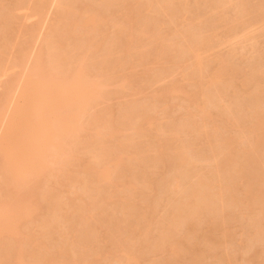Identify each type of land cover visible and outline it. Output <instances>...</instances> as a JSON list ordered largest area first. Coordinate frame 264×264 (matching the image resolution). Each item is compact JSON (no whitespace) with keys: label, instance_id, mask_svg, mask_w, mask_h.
<instances>
[{"label":"rangeland","instance_id":"rangeland-1","mask_svg":"<svg viewBox=\"0 0 264 264\" xmlns=\"http://www.w3.org/2000/svg\"><path fill=\"white\" fill-rule=\"evenodd\" d=\"M241 1L0 0V103L3 102L5 107L0 118V133L4 132L1 129L6 126L4 122L5 116L8 117L6 114L17 110L16 108L21 103L20 97L22 101L27 99L24 98V100L25 95L22 97L21 93L30 95L29 90L25 89L29 86H27L28 81L29 84L32 83L30 81L32 78H27L31 71L28 72L27 68L31 65V59H35L34 57L38 55L36 51L40 52L39 55L43 60H40L43 72L41 71L42 73L39 75L47 78L56 71L54 74L58 73L55 75V78L58 77L59 79H57L60 81L57 83L58 85L52 86L51 83L55 84L56 82L53 80L54 77L52 79L54 82L50 80L49 83L53 89L50 85H44L47 84L44 81L41 84L44 85L43 88L50 86L54 93L59 92L57 98L60 96L62 86L65 85L64 79L70 75L68 73L74 68V73H72L75 78L70 81L74 83L70 85L68 81H65L67 83L65 87L68 83L70 85L67 86V89L72 87L71 94H74V91L78 87L80 88L82 83L86 84L87 81L94 83V88L98 82L97 88L100 89V93L98 91L91 95L89 103L80 110L81 112H76L79 116L74 117L76 119L73 120V125L71 122L73 128L79 124L78 128L75 127L78 132L72 128V133L74 132L76 135L71 136V132V135L68 133L69 131L66 132L68 129L63 131L65 135L69 134L66 136L65 142L68 136L73 138L67 141L70 144H66V148L70 150L72 148L71 153L68 150V154H71L73 160L69 157V161L64 159L67 163L61 159L60 164L56 163L55 156L59 152H57L58 149H55L54 165L49 161V166L42 169L45 173V175L42 174L43 176L40 175L42 172L40 168L38 169L40 163H35L34 168L38 166L35 170H40V177L37 175L40 181L35 179V183L37 181L40 183H37L38 186L32 185L31 189L34 190L32 193L36 196L39 209L35 207L37 210L33 211L32 208L33 212L20 219V222H17L18 225L15 224V221L13 222L14 227L17 225L19 228V230L14 228L20 233L18 239L22 235V243L19 242L20 240L17 241L16 237L14 238L15 235L5 233L6 231L1 234L0 257L6 259L1 264H11L14 261L12 259L13 252H17L16 247L21 245H23V253L20 252V254L22 253L31 264H264V208H262L264 207V98L262 99L264 97V0H249V3L247 0H243L242 3ZM86 7L91 8L92 12L97 14L99 19L98 25L96 22L97 26L93 25L95 22L93 23V19H91L93 13L90 10H84ZM83 11L90 14L88 23H93L91 27L95 26L94 29L97 30L93 29L92 31L90 30L92 28H89V33L85 32L86 35L83 33L82 37L80 34L77 36L73 31L70 32L68 26L78 19L77 14L79 15ZM48 30L51 33L48 32L46 35ZM50 34H54L53 37ZM48 37L62 41L58 44L63 46L62 49L66 54H78L81 57L78 64H74L73 58L76 56L74 54L73 58L70 55L69 62L65 60L66 63L64 62L62 67L65 69L64 67L69 65L66 67L69 70L66 69L63 73L55 69L52 58H48L49 54H47V52L50 53L49 48H51V45H48L51 43H48L46 39ZM110 44L114 48L117 46L113 57L106 56V52H104ZM60 45L55 47L60 48ZM22 48L24 49L22 50ZM19 49L22 50L23 55ZM24 50L27 52L25 53ZM17 52L23 57H18L19 53ZM28 52L29 54H27ZM54 52L56 54L57 51ZM55 54L53 55L55 56ZM54 56L50 54V57ZM60 56L56 57L60 58ZM63 58L65 59V57ZM48 59H51L53 63ZM76 59L79 60V58ZM81 62L85 65H83L80 78L78 73H81ZM48 63L50 64L48 65ZM51 68L54 70L52 73L48 71H51ZM25 69L28 75L24 73ZM59 72H61L60 75L66 74L65 78H63L64 75L62 76L63 81L60 79L61 76H58ZM44 73L45 75H43ZM73 75L71 74L72 77H74ZM25 78H27V82L25 81L24 84ZM48 79L47 81H49ZM36 80L34 82H37ZM40 82L42 81L38 79L39 84ZM38 83L34 84L38 86ZM61 84L62 86H60ZM21 87L26 91L22 92ZM58 88L59 90H57ZM38 89L31 96L39 94L40 88ZM261 89L262 92H260ZM258 93L261 95L257 96ZM8 94L10 98L7 97ZM38 94L34 96L36 102L32 100L33 96L30 97L31 103H34L29 102V108L32 109L31 111L38 108L39 112L46 106L44 107L46 110H43L44 115L33 111L35 115L43 117L47 115L45 111L50 113V104L52 103L44 101L45 96L42 93ZM37 97H41L42 101H39L41 98L37 100ZM3 98L5 99L3 100ZM57 98L50 101L54 102V106H60ZM16 99L19 103L15 102ZM4 101H7L8 104H5ZM45 103H49V107ZM2 104H0V111L3 110ZM13 104L17 106L15 107ZM40 106H42L41 109ZM54 106L53 109L56 110ZM47 108L50 110L48 111ZM261 111L263 113H260ZM27 112L25 113H31L29 110ZM51 113L50 115H52ZM26 114L25 117L23 116L26 118L25 120L28 116L29 119L33 117V113L30 114L31 117L30 115L26 117ZM45 117L41 122L43 125L45 121L51 122L48 119L51 118L50 116ZM37 118L31 120L38 121ZM29 119L28 121L31 122ZM5 121L7 120L5 119ZM19 121L17 123H20ZM34 121L32 123L35 125L36 121ZM106 125H109V128L111 125L113 126L112 133L109 128H104ZM47 127L51 128L48 125ZM36 128L34 132L42 130L37 128L38 131ZM69 130H71L70 127ZM95 130L100 131L101 139H99L102 140V143L95 141V137L98 136L95 135L97 133ZM37 132H35V136ZM108 133L110 134L107 135ZM2 135L0 136L2 137ZM10 135L13 134L10 133ZM59 138L57 141H60ZM94 142L102 144L100 146L104 148L97 147V143ZM61 143L58 142V145ZM59 146L61 147L62 144ZM74 146L78 149L79 146L81 149L88 146L84 149L85 152L82 150L84 153L78 151L81 155L83 153L85 158L82 157L83 155L81 156L83 159L80 157ZM180 146L183 148L182 154L186 149L185 157H180ZM104 149L107 153L105 156L103 155V158H99V155L103 154L102 151H105ZM175 149L180 154L176 155ZM97 152L98 160H95L97 168L94 167V164L89 166L97 171L99 168L107 166L111 172L109 178L100 179V183L104 187H102L103 191L100 188V192H105L102 193L104 197L93 191H97L101 185L94 187L99 182L92 183L90 176L92 168L87 173L81 169L85 159H90L91 155ZM2 153L1 151L0 155ZM116 154H120L117 156L121 158L120 161L114 160L116 158L113 155L116 157ZM29 159L28 161H30ZM91 160L90 162L94 161ZM4 162L6 161L4 160ZM40 162L42 164L43 160ZM117 162L119 163L116 164ZM4 164L6 165V163ZM1 167L2 165L0 166V200L4 196L6 199V194L8 197L11 188L6 184L11 178H6L7 172L4 175ZM83 167L85 166L83 165ZM33 170L31 169L32 172ZM31 171L28 170V172ZM28 172H24L28 175L27 179H24L26 175L22 170L21 173L24 176L18 173L23 177L17 173V177L23 179L22 182L20 181L21 183L19 182L20 185L16 183L20 186V188L17 187L18 190H16L17 188L11 189V192L16 190L13 192V197L14 193H18L17 191H20L23 196V192L26 193L27 185L31 186L32 175ZM46 172L48 173L46 174ZM15 175L16 173L13 175L14 178ZM73 177L74 180L82 177L83 181L85 180L88 184L80 183L82 179L74 181ZM17 180L19 179L17 178ZM26 181L28 182L24 185ZM210 182L215 185L213 187L216 189L212 190L215 192V196L218 189L216 197L213 196V193L210 192L211 195L209 193ZM14 184H11L12 187ZM85 184L87 187L89 185L93 187L91 186L89 189L83 186ZM78 186L80 187L78 188ZM84 187L89 189L85 195L83 192L87 190ZM48 190L50 194L55 193L58 197H64L63 200H67V204L62 203V199L59 202L60 198L57 201L60 205L62 203L63 206L67 205L68 207L65 206L67 211L65 210L64 216L63 212L61 213L62 218H60L61 215L58 217L60 212L58 214L57 209H60V205L58 204L59 208L55 211L53 204H57L46 199L47 195L45 194L48 193ZM67 192H71V194ZM77 193H80L81 197ZM193 193L198 197H194ZM27 195L30 196V194ZM192 195L194 199H197L194 203L195 200L190 197ZM10 196L12 197V195ZM51 196L55 198L53 195ZM224 197L225 202H223ZM53 198L50 197V199ZM80 198L82 201L79 200ZM189 199L194 207L190 206L191 203L186 204L190 201ZM9 200H6L5 203ZM199 200H202V204L198 205ZM20 204L18 203V205ZM0 206L4 207V203ZM11 206H6L4 209L10 211ZM24 209L22 213L30 211V208L28 211ZM17 211L19 212L21 209ZM86 214H88L87 220H83V225L81 217L83 215L85 217ZM52 215L54 218L50 219L49 217L52 218ZM21 216L23 215L21 214ZM74 219H77L78 222L73 223ZM48 220L51 225L46 223ZM79 220L81 224H79ZM17 221L19 220L17 219ZM56 223L57 225H55ZM77 225L78 227H75ZM87 225L90 229L86 228ZM83 229L84 231H82ZM85 231L88 234L91 231L90 233H94V235L86 237L84 234L87 232ZM80 234L83 236L81 237ZM84 236L85 238H83ZM79 237H81L80 244L78 243ZM183 239L188 241V243H184L186 247L192 246L184 247L180 251L181 246L184 245L182 244ZM177 240H180L182 244L179 246L180 248L177 247L180 251L177 252L179 255L173 254L175 249L172 253L168 249V247L171 249L170 243ZM86 241L89 244L85 243ZM177 242L174 244L179 245L180 242ZM130 256L133 258L131 259Z\"/></svg>","mask_w":264,"mask_h":264},{"label":"bare ground","instance_id":"bare-ground-1","mask_svg":"<svg viewBox=\"0 0 264 264\" xmlns=\"http://www.w3.org/2000/svg\"><path fill=\"white\" fill-rule=\"evenodd\" d=\"M21 1H22V0H21ZM41 1H42V0H41ZM240 1H241V0H240ZM244 1H245V0H244ZM242 2H243V0L241 1V3H242ZM38 3H39V2H38ZM247 3H249V0H247ZM247 3H246V4H247ZM40 4H41V3H40ZM64 4H65V3H64ZM64 4H63V5H64ZM208 4H209V3H208ZM210 4H211V3H210ZM210 4H209V5H210ZM41 5H43V4H41ZM45 5H46V4H45ZM57 5H58V4H57ZM205 5H206V4H205ZM244 5H245V4H244ZM242 6H243V5H242ZM245 6H246V5H245ZM247 6H249V5H247ZM42 7H43V6H42ZM42 7H41V8H42ZM205 7H206V6H205ZM207 7H208V6H207ZM35 8H36V7H35ZM42 9H43V8H42ZM85 9L90 10V12L93 13V14H92L93 16L91 17V19H93V23H94V22H95V23H94V24H93V23H88V22H90V21L88 20V17H90V14H89L87 11H85V12L83 11L85 15L83 14V12H82L81 14H79V15L77 14L78 17H77V16H76V17H77L78 19H76V20L73 19L75 22L73 21L72 24H69V26H68V27H70V28L72 27V28H71L72 30H71L70 28H69V29L67 28L68 30H70V32H71V31H73V33L75 32V34H77V36H79L78 34H80V35L83 37V36H84L83 33H85V32H86V33H87V32L89 33L90 30L93 31L94 27L97 26V25L99 24V19L97 18V14H96L94 11L92 12L91 8L86 7V8H84V10H85ZM243 10H244V9H243ZM37 11H38V9H37ZM40 12H41V11H40ZM80 12H81V11H80ZM94 13L96 14V16H95ZM97 13H98V12H97ZM87 14H88V15H87ZM80 15H81V16H80ZM79 16H80V17H79ZM86 16H87V17H86ZM98 16H99V14H98ZM83 17H84V18H83ZM94 17H95L96 20H98V21H96ZM80 18H81V19H80ZM82 18H83V19H82ZM85 18H86V19H85ZM84 19H85V20H84ZM89 19H90V18H89ZM6 20H7V19H6ZM81 20H82V21H81ZM76 21H77V23H76ZM91 22H92V20H91ZM96 22H98L97 25H96ZM74 23H75L76 26L73 25ZM80 23H81V24H80ZM86 24H87V25H86ZM92 24L95 25V26H94V27H91ZM70 25H71V26H70ZM88 25H89V26H88ZM51 26H52V25H51ZM73 26H74V27H73ZM81 26H82V27H81ZM66 27H67V26H66ZM79 27H81L82 29L79 28ZM52 28H53V27H52ZM52 28H51V29H52ZM84 28H85V30H84ZM86 28H88L87 31H86ZM89 28H92V29L89 30ZM51 29H50V30H51ZM53 29H54V28H53ZM73 29H74V30H73ZM5 30H6V29H5ZM7 30H8V29H7ZM7 30H6V31H7ZM81 30H82V32H81ZM94 30H97V29H94ZM6 31H5V32H6ZM51 31H52V30H51ZM65 31H66V30H65ZM76 31H77V32H76ZM48 32H50V31L48 30L46 35H48ZM7 33H8V32H7ZM7 33H6V34H7ZM50 33H51V32H50ZM67 33H68V32H67ZM81 33H82V34H81ZM86 33H85V35H86ZM88 33H87V34H88ZM3 34H4V33H3ZM65 34H66V33H65ZM46 35H45V36H46ZM50 35L52 36V35H54V34H50ZM52 37H53V36H52ZM52 37H48V38H46L47 41H48V43H51V44H48V45H51V48H49L50 53L47 52V54H49V57H48V58H52V61H53L54 63L51 61V59H48V60H50L51 63H53L54 65L58 64V65H56V66H54L53 64H51V65H53V67H54L55 69H57V70H59V71H61V72L64 73V70L68 69V68H66V67L69 66V65H67L66 67H64L65 69H62V67H63V65L66 63L65 60H68V59L70 58V55H71V54H69V53H68L69 55L66 54V53L64 52V49H62L63 46H61L60 44H58L60 41H59V40L57 41L55 38H52ZM44 39H45V38H44ZM49 39H51V40L49 41ZM54 39H55V40H54ZM64 39H65V38H64ZM77 39H78V38H77ZM1 40H2V39H1ZM3 40H4V39H3ZM52 40H53V42H52ZM78 41H79V40H78ZM80 41H81V40H80ZM80 41H79V42H80ZM54 42H55V43H54ZM61 42H62V41H61ZM61 42H60V43H61ZM53 43H54L55 45H54ZM76 43H78V42H76ZM110 43H111V42H110ZM113 43H114V42H113ZM56 44L60 45V48H56L55 46H58V45H56ZM23 45H24V44H23ZM25 45H26V44H25ZM25 45H24V46H25ZM62 45H63V43H62ZM74 45H75V44H74ZM80 45H81V44H80ZM53 46L56 48V50H55V48H54ZM115 46H116V45H115ZM44 47H45V46H44ZM52 47H53V49H52ZM24 48H25V47H24ZM24 48H22V50H23ZM75 48H76V47H75ZM78 48H79V47H78ZM116 48H117V46L114 48V46L112 47V44H110V46L107 47V50L104 51V52H106L105 55H106V56L109 55V57H113L114 54H115V49H116ZM20 49H21V48H20ZM20 49H19V50H20ZM59 49H60V51H59ZM22 50H20V53H21V54H22ZM27 50H28V49H27ZM27 50H26V52H27ZM61 50H62L63 52H62ZM73 50H74V49H73ZM39 51H41V50H39ZM54 51H57L56 54H55ZM58 51H59V52H58ZM77 51H78V50H77ZM24 52H25V50H24ZM26 52H25V53H26ZM43 52H44V51H43ZM60 52H61V54H60L61 56L59 55ZM74 52H76V51H74ZM17 53H19V52H17ZM20 53H19L20 56L18 55V57L21 58V57H23V56H22L23 54L21 55ZM36 53H37L38 55L35 56V54H34L35 57H34V56H33V57H34L35 59L32 58L33 60L31 59V62H30L31 65H29L30 67H33V68H32V69H29L30 67H29V68L26 67V68L28 69V72L31 70V71L29 72V75H28V72L26 71V69H25L26 72H24V73H27L26 75L29 76V77H27L28 79L32 78V80L30 79V81H32V83H30V84L28 83L29 81L27 82V80H26L27 78L24 79V84L27 82V86L29 85L28 88H25V89H28V90H29V94H30V95H28V94H22V93H21L22 97L25 95V96L23 97V99H24V98H25V99L27 98L26 100L24 99V100L27 101V102L22 101V100H21L22 98L20 97L19 99H20L21 103L19 104L20 106L16 108L17 110H14V109L12 108V111L14 110L13 112L8 113V114L5 113L6 115H8V117H6V116L4 115V116H5V119L7 120V121H5V119H4V122H5V125H6V126H5V128L2 127L3 129H1V130H4V132H3V133H0V135L3 134L2 137L0 136V138H1V140H0V152H1V151L3 152L2 155H0V157H1V156L3 157V158L1 157L2 159L0 158V164L2 165L1 168L3 169V174H4V175H5L6 172H7V174H8V172H9V175L6 174L5 176H6V178H8V179L11 178L10 180H8V182H6V184H8L9 187L11 186V188H10V190H9L10 192H11V189H12V188L15 189V188H17V187L20 185V184H19L20 181L22 182V179H23V178L17 177V173H18V172L21 173V170L23 171V174L26 175V173H24V172H28V170L31 171V169H32V170H33V169L35 170V168L38 167V166H36V167L34 168L35 163L37 162V164L40 163V167H38V169L40 168V170L42 171V172H40L41 174L39 173L40 170L38 171V169H36L37 171L35 170V173H34V170H33V172H32V171H31V172H28L30 175H32V179H31V182H32V183H30L31 186L28 184V185H27L28 187H27V188L25 187V188H26V193H25V191L23 190V188H24V185H26V183H27L28 181H26L25 183L23 182L24 185H22L23 188L21 189L22 192L24 191V192H23V196H22V194H21L20 191H17L18 193H19V192H20V193H19V194H18V193H14L15 195H17V194H18V195H17V196L14 195V197H13V192H16V190H18V189L20 188V186H19V188H17L15 191H12L11 193L9 192L10 194L8 193V197H7V194H6V199H5V196H4V198L2 197L3 199L0 200V201H1L0 205H3V203H4V207L0 206V236H2L1 234H3L4 231H6L5 233H9V234L15 235L14 238L16 237L17 241L20 240L19 242H21V243H22V241H21V237H22V235H21V237L18 239V236H20V233H18V232H19V231H18L19 228H18V226H17V225H18L17 222H20V219H22L24 216H26V215H30L33 211L37 210V208H35V207H38V209H39V203H38V201H37V203H36V199H35L36 196H35V194L32 193L34 190H33V188L31 189L32 185L36 184V185L38 186V184L40 183V182H38V181H37L38 184L35 183V182H36L35 179L40 181V178H38L37 175H38V176H39V174H40V175H42V174L45 175L44 170H42V169H45L44 167L49 166V165H48L49 161H50V163H51L52 165H54V164H53V161H54L55 157H56L55 162H56V163L59 162V164H60V159H61V161H63L64 159L69 161V157L72 158L71 154H70V155L68 154V150H70V149L66 148V146H67L68 143H69V142L67 143V141H68L70 138L73 139L71 136H73V134H74V132L72 133V131H73L72 128H73V127H71V122H72V125H73V120L76 119V118L74 119V117H75V116H79V115L76 114V112H78V111L84 109V108L87 106V104L89 103L90 98H91V95H92L93 93L96 94V92H98V91L100 90V89L98 90V88H97V87H98V85H97L98 82H96V87L94 88V86H95L94 83H92L91 81H90L91 83L88 82V81H87V82L84 81V82H86V84L82 83V86H81L80 88L78 87V89H77L76 91H74V94H71L70 91H71V88H72V87H71V88L68 87V89H69V90H68V89H67V86L69 85V83H70V85H71L72 83H74V82H72V83L70 82V81H73V80H71V79H74V78H75V76L73 75V73H74L73 71L75 70V68H74V69H72V70L70 71V73H68V74H70V75H68V76H66V74H63V73H62V75H60L61 72H59V75H58V76H59V77L61 76L60 79H61L62 81H63L62 76L64 75L63 78H65V76H66V78L64 79V83H65V85L67 84V83H66L67 81H68L69 83H68V85H67L66 87H65V85H63L64 87L62 86V84L60 85V86H62L61 93H60V96H61V97L59 96V98H57L58 95H59V92H58V93H54L53 90H52V89H53L52 86H54V85L56 86V84H57L58 82H60V81L58 80V79H59L58 77L55 78V75H57L58 73H57V74H54V73H56L57 71L55 70L56 72H54V70H52V68H51V71H50V70H48V71L51 72V73L54 72V73H52V74H54V76H52V74H51L52 77L48 75L49 77H47V78L44 77L45 79H44L43 77H41V76L39 75V73H42L43 71L41 70V65H40V64H42L41 61H43V60H41L42 57H40V55H39L40 52L38 53V52L36 51ZM64 53H65V54H64ZM77 53H78V52H77ZM27 54H29V52H28ZM43 54H44V53H43ZM50 54H51L52 56H54L53 54H55V56H54V57H50ZM74 54H75V53H74ZM74 54H72V55H74ZM72 55H71V58H73ZM75 55H76V56L73 58V60H74V64L76 65V63L78 64V62L80 61L81 57H80L78 54H75ZM77 55H78L79 57H78ZM27 56H29V55H27ZM31 56H32V55H31ZM42 56H43V55H42ZM56 56H57V57L60 56V58H57ZM62 56L65 57V59H64ZM102 56H103V54H102ZM25 57H26V56H25ZM38 57H39L40 59H39ZM85 57H86V56H85ZM28 58H29V57H28ZM36 58H37V59H36ZM53 58H54V59H53ZM61 58H63L64 60H63V59L60 60ZM76 58H79V60L76 59ZM105 58H106V57H105ZM107 58H108V57H107ZM114 58H115V57H114ZM114 58H113V59H114ZM22 59H23V58H22ZM56 59H57V61L55 62ZM58 59H59L60 61H59ZM115 59H116V58H115ZM35 60H36V61H35ZM40 60H41V61H40ZM69 60H70V59H69ZM69 60H68V62H69ZM83 60H85V59H83ZM38 61H39V62H38ZM44 61H45V60H44ZM50 61H49V62H50ZM76 61H77V62H76ZM13 62H15V61H13ZM13 62H12V63H13ZM17 62H19V61L17 60ZM17 62H16V63H17ZM60 62H61V64H60ZM64 62H65V63H64ZM109 62H110V61H109ZM37 63H38V64H37ZM55 63H56V64H55ZM14 64H15V63H14ZM36 64H37V65H36ZM49 64H50V63H48V65H49ZM67 64H68V63H67ZM72 64H73V62H72ZM81 64H82V62H81ZM46 65H47V64H46ZM75 65H74V66H75ZM83 65H85V64L80 65V66H81V67H80V72H81V73H78L79 76H80V74H82V70H83V68H84ZM0 66H1V65H0ZM38 66H39V67H38ZM34 67H35V68H34ZM45 67H46V69H47V66H45ZM59 67H60V69H59ZM75 67H76V66H75ZM37 68H38V69H37ZM42 68H43V67H42ZM71 68H72V67H71ZM33 69H34V70H33ZM46 69H45V71H46ZM61 69H62V70H61ZM36 70H38V71H36ZM39 70H40V71H39ZM68 70H69V69H68ZM34 71H36V72H34ZM41 71H42V72H41ZM45 71H44V72H45ZM48 71H47V72H48ZM33 72H34V73H33ZM72 72H73V73H72ZM32 73H33L35 76H34ZM45 73H46V72H45ZM45 73H44L43 75H45ZM65 73H66V72H65ZM31 74H32V77H31ZM47 74H48V73H47ZM71 74H72L74 77H72ZM33 76H34V77H33ZM46 76H47V75H46ZM38 77H41L42 80H41V78H38ZM53 77H54V79H53ZM67 77H68V79H67ZM48 78H50V79H48ZM57 78H58V79H57ZM80 78H81V76H80ZM20 79H21V78H20ZM33 79H35V80L37 79V80H36L37 82H34L35 80L33 81ZM38 79H39L40 81H42V82H40V84L38 83ZM47 79H48L49 81H47ZM52 79H53L54 81H56V82H55V84H54V83H51V84H53V85L51 86V84H49V83H50L51 81H53ZM55 79H56V80H55ZM99 79H100V78H99ZM45 80H46V81H45ZM50 80H51V81H50ZM100 80H101V79H100ZM21 81H22V80H21ZM25 81H26V82H25ZM43 81H44L45 83H47V84H44V85H50V86L52 87V89H51L50 86H45V87H44L45 90H44V88H43L44 85H43V86L41 85L42 83H44ZM54 81H53V82H54ZM65 81H66V82H65ZM19 82H20V81H19ZM33 82H34V83H38V84H39V85H38L39 87L36 86V84H34ZM79 82H81V81H79ZM82 82H83V80H82ZM19 84H20V83H19ZM83 84H84V85H83ZM21 85H23V83H21ZM40 85H41L42 88L40 87ZM57 85H58V84H57ZM70 85H69V86H70ZM79 85H81V84L79 83ZM55 86H54V87H55ZM46 87H47V88H46ZM38 88H40V92H39V94L42 93V94L45 96V98L43 97V98H44V101H49V103H52V104H50V105H51V106H50V109H51L53 112L51 113V110L48 109V108H47V109H48V111L50 110V113H51L53 116L50 115L49 112L47 113V111H45L46 114H47V115H45V116H47V117L50 116V117H51V118H48V119L51 120V122H49V121H45V122H44V125H46V126L48 125V126L51 127V128H49V129H48V127L46 128V126L44 127V125L41 124V122H42L46 117H45V116H43V117H39L40 115H42V114L44 115V114H45L43 110H46V108L44 109V107H46V106H44V107L42 108V110H40V109H41V107H42L43 105L40 106V109H39V110H40V111H39V112H40V115H38V114L35 115V113H34V112H36V111H37V113H39V112H38V108L35 107L37 110L33 109L34 112L31 111L32 109L29 108L30 103L32 102L31 99H30V97L32 98V96H33L32 100H34V98H35L34 96H37L38 93H36V95L33 94L32 96H31V94H32V93H35L36 90H39ZM59 88H60V87H59ZM59 88H58L57 90H59ZM21 89H22V87H21ZM25 89H22V92H25V91H26ZM23 90H25V91H23ZM42 90H44L45 93H43L44 91L42 92ZM259 90H260V89H259ZM263 91H264V90H263ZM260 92H262V89H261ZM19 93H20V92H19ZM53 93H54V95H53ZM99 93H100V91H99ZM256 93H257V92H256ZM39 94H38V95H39ZM45 94H46V95H45ZM55 94H56V95H55ZM16 95H17V94H16ZM19 95H20V94H19ZM52 95L55 96V97H53ZM253 95H254V94H253ZM253 95H251V96L254 97ZM255 95H256V94H255ZM260 95H261V94L258 93L257 96H260ZM4 96H5V95H4ZM257 96H256V97H257ZM7 97L10 98L9 94H8ZM9 98H8V99H9ZM28 98H29V99H28ZM40 98H41V97H40ZM40 98L37 97V100L40 99ZM54 98H55V99H56V98L58 99L57 101L60 103V106H59V105H58V106H57V105L54 106V105H53L54 102H50V101L54 100ZM248 98L250 99V97H248ZM257 98H259V97H257ZM263 98H264V97H262V99H263ZM4 99H5V98H3V100H4ZM13 99H14V97H13ZM13 99H11V100H13ZM59 99H60V100H59ZM251 99L254 100V98H251ZM260 99H261V97H260ZM3 100L1 99V101H3ZM28 100H29V101H28ZM7 101H8V100H7ZM7 101H6V102H7ZM34 101L36 102V100H34ZM39 101H42V98H41ZM4 102H5V101H4ZM6 102H5V104H8V103H6ZM15 102H18L17 99H16ZM29 102H30V103H29ZM254 102H255V101H254ZM254 102H252V103L254 104ZM2 103H3V102H1L0 104H2ZM18 103H19V102H18ZM18 103H16V104L18 105ZM24 103H25V104H24ZM33 103H34V102H33ZM33 103H31V104H33ZM39 103H42V102H39ZM43 103H44V102H43ZM49 103H48V104H49ZM250 103H251V102H250ZM26 104H27V105H26ZM28 104H29V105H28ZM45 104H46V103H45ZM48 104H46V105L48 106ZM55 104H56V103H55ZM259 104H260V103H259ZM13 105H14V104H13ZM17 105H16V106H17ZM22 105H23V106H22ZM257 105H258V104H257ZM0 106H1V105H0ZM11 106H12V105H11ZM14 106H15V105H14ZM16 106H15V107H16ZM21 106H22V107H21ZM36 106H37V105H36ZM53 106H54V108H56V110L53 109ZM8 107H9V106H8ZM12 107H13V106H12ZM24 107H25V109H24ZM48 107H49V106H48ZM3 108L5 109L4 105L2 104V109H3ZM26 108H28V109H26ZM31 108H33V107L31 106ZM246 108H247V107H246ZM248 108H249V107H248ZM4 109L0 111V118L2 117L1 114L4 113ZM8 109H9V108H8ZM20 109H21V110H20ZM58 109H60L59 112H57ZM61 109H62L63 111H62ZM18 110H19V111H18ZM22 110H23V111H22ZM28 110H29L31 113H33V117H32L31 119H33V118H34V119L37 118V115H38V118H37L38 121L35 120V121H36V122H35L34 120L29 119V116H28L27 120H25L26 118H24V117H25V114L28 113V112H27ZM260 110H261V109H260ZM41 111H42V112H41ZM1 112H2V113H1ZM9 112H10V111H9ZM18 112H19V113H18ZM25 112H26V113H25ZM62 112H64V113H62ZM80 112H81V111H80ZM12 113H13V114H12ZM21 113H22V114H21ZM31 113H30V114H31ZM41 113H42V114H41ZM260 113H263V111H261ZM15 114H16V117L14 118ZM19 114H20V116H18ZM30 114H26V117H27V115H30ZM64 114H65V115H64ZM75 114H76V115H75ZM79 114H80V113H79ZM257 114H258V113H257ZM21 115H22V116H21ZM31 115H32V114H31ZM31 115H30V117H31ZM48 115H49V116H48ZM12 116H13V117H12ZM23 116H24V117H23ZM34 116H36V117H34ZM62 116H63V117H62ZM17 117H18V119L20 120V121L18 120L20 123H17V122H18V121H17ZM20 117H21L22 121H21ZM22 117H23V118H22ZM13 118H14L15 120H14ZM39 118H40V119H39ZM43 118H44V119H43ZM28 119H29L31 122H29ZM41 119H42V120H41ZM0 120H1V119H0ZM13 120H14V121H13ZM24 120L26 121V123L24 122ZM39 120H40V121H39ZM65 120H66L67 122H66ZM12 121H13L15 124H14ZM33 121L35 122V125H34V123H32ZM2 122H3V121H2ZM4 122H3V123H4ZM6 122H7V123H6ZM28 122H29L30 124H29ZM60 122H61V123H60ZM76 122H77V121H76ZM12 123H13V124H12ZM62 123H63V125H62ZM16 124H18V125L15 126ZM31 124H32V126H31ZM38 125H39V126L41 125L43 128H42L41 126H40V127H41V128H40ZM61 125H62V127H61ZM74 125H75V124H74ZM77 125H79V124H76L75 127H77ZM1 126H2V125H1ZM3 126H4V124H3ZM12 126H13V127H12ZM18 126H19V127H18ZM36 126H37L38 129H42V130H40L41 132L36 128ZM59 126H60V127H59ZM108 126H109V125H108ZM108 126L106 125L104 128H105V129H106V128H109ZM6 127H7V128H6ZM20 127H21V129H20ZM34 127L36 128V130L39 131V132L35 131V132H37V135H36V136L34 135V134H35V132H34V129H35V128H34ZM69 127H70L71 130H69ZM75 127H74L73 129L77 131V128H78V127H77V128H75ZM11 128H12V129H11ZM13 128H14V129H13ZM62 128H63V130H62ZM5 129H6V131H5ZM16 129H17V130H16ZM31 129H32V130H31ZM45 129H46V130H45ZM67 129H68V130H67ZM109 129L111 130L110 132L112 133L113 126L111 125V128H109ZM109 129H107V130L109 131ZM13 130H14V132H13ZM15 130H16V131L20 130V131H18L19 133H18V132L16 133ZM60 130H62V131H61V135H59ZM64 130H67L66 132L69 131V132H68L69 134H70V132L72 133V135L70 134V135H71L70 137L68 136V139H67L66 142H65V140H66L65 138H67L66 136L69 135V134L65 135V132L63 133ZM78 130H79V129H78ZM11 131H12V132H11ZM96 131H97V130H95V132H96ZM0 132H1V131H0ZM32 132H33V134H32ZM77 132H78V131H77ZM10 133L13 134V135H10ZM14 133H15L16 135H15ZM62 133H63L64 135H63ZM75 133H76V132H75ZM97 133L100 134V131H99V132L97 131ZM97 133H95V135H96V136L98 135L99 137H98V136L95 137V138H96L95 141H97V142H99V143H100V141H101V143H102V140H100V139H101V134L99 135V134H97ZM4 134H5V135L8 134V135L5 136ZM18 134H19V136H17ZM109 134H110V133H108L107 135H109ZM9 135L12 136V137H10ZM32 135H33V136H32ZM75 135H76V134H74V136H75ZM111 135H112V134H111ZM7 136H8V137H7ZM16 136H17V137H16ZM3 137H4L5 141H4ZM5 137H6V138H5ZM14 137H16V138H14ZM33 137H34V140H33ZM59 137H60V138H59ZM63 137H64V138H63ZM8 138H9V139H8ZM58 138H59L60 141H57ZM62 138H63V139H62ZM95 138H94V139H95ZM99 138H100V139H99ZM98 139H99V141H98ZM2 140H3V141H2ZM7 140H8V141H7ZM10 140H11V141H10ZM61 140H62V141H61ZM6 141H7V142H6ZM63 141H64V142H63ZM93 141H94V140H93ZM93 141H92V143H93ZM1 142H3V143H1ZM10 142H11V144H10ZM33 142H34V143H33ZM58 142H59V143L62 142V143H61V144H62V146H61L62 148L59 146V145H61V144L58 145ZM71 142H72V140H71ZM97 142H94V143L96 144ZM72 143H73V142H72ZM72 143H71V144H72ZM8 144H9V145H8ZM63 144H64L65 146H64ZM66 144H67V145H66ZM69 144H70V143H69ZM74 144L76 145V143H74ZM2 145H3V146H2ZM7 145H8V146H7ZM97 145H98V146H97ZM97 145H96V146L99 147V146L102 145V144H98V143H97ZM72 146H73V144H72ZM83 146H84V145H83ZM64 147L67 149V151H66V149H65ZM69 147H70V146H69ZM74 147H75V146H74ZM80 147H81V146H79V149H80V150H79L77 147H75V148H77V149H76L77 152H78V151H82V150L85 152L84 149H85L86 147H88V146H85L84 149H81ZM101 147H102V146H100V148H101ZM181 147H182V146H180V149H181V150L178 148L180 152L183 151V148H181ZM103 148H104V147H102V149H103ZM55 149H56V150H57V149H58V150L61 149V150H59V151L57 150V152H59V153H61L62 151H64V152H62L63 154L61 153L59 156H57L59 153L56 154V153H55ZM64 149H65V150H64ZM102 149H101V150H102ZM71 150H72V148H71ZM71 150L69 151L70 153H71ZM104 150H105V149H104ZM175 150L177 151V149H175ZM185 150H186V149H185ZM185 150H184V152H185ZM83 151H82V152H83ZM4 152H5V154H4ZM72 152H73V151H72ZM82 152H80V153H82ZM84 152H83V153H84ZM87 152H88V151H87ZM98 152H99V149H98ZM98 152H97L96 154L94 153V155L92 154V155H91L92 157L90 156V157H91L90 159H85V161H84L83 164L81 165V166H82L81 169H83V172L85 171L86 173L92 168L93 171L91 170V172H90V173H91L90 176H91V178H92L91 181H93L92 183H94V184H95V182H97V181L100 183V182H101L100 179H104V178L107 179V178H109V176L111 175V172L109 171V168H108L107 166H105V167L103 166L104 169H102L103 167H102V168H99L98 171H97V169H95V168L89 166V165H91V164H92V165L94 164V167L97 166V165H96L97 163H96L95 160H98V159H97V158H98V155H97ZM184 152H183V154H182V152H181V154H182V155H181V154L177 151L176 155L179 153V154H180V157H181V156L185 157L186 154H185ZM18 153H19V155H17ZM64 153H65V154H64ZM66 153H67V155H66ZM83 153H82V155H83ZM102 153H103V154H102ZM102 153L100 152V154H102V156L99 155V158H101V157L103 158V157L105 156V154L107 153V151H106V150H105V151H102ZM55 154H56V156L54 157ZM78 154H79V152H78ZM78 154H76V155H78ZM85 154H86V153H85ZM184 154H185V155H184ZM61 155H62V157H61ZM64 155H66V156H64ZM72 155H74V154H72ZM76 155H75V157H76ZM79 155H80V157L82 156L81 154H79ZM96 155H97V156H96ZM103 155H104V156H103ZM18 156H19V157H18ZM45 156H47V157L49 156V157H48V158H47V157L45 158ZM52 156H53V157H52ZM117 156H120V154H116V157L113 155V157L116 158V159H114V160H115V161H120L121 158H119V157H117ZM27 157H29L30 159L27 158ZM63 157H65V158H63ZM75 157H74V159H75ZM80 157H79V158H80ZM82 157H84V155H83ZM82 157H81V158H82ZM155 157L157 158V156H155ZM5 158H6V159H5ZM44 158H45V159H44ZM49 158H50V159H53V160H50ZM58 158H59V159H58ZM71 158H70V160H71ZM76 158H77V157H76ZM84 158H85V157H84ZM156 158H155V159H156ZM177 158H178V157H177ZM3 159H4L6 162H4ZM26 159H27V160H26ZM28 159H29L30 161H28ZM31 159H33V160H35V161L33 162ZM82 159H83V158H82ZM91 159H92V160H91ZM181 159H182V161H183V158H181ZM1 160H3V161H2L3 163L1 162ZM42 160H43L44 163L42 162V164H41L40 161H42ZM46 160H48V162H46ZM65 160H64V161H65ZM72 160H73V158H72ZM90 160H91V161L94 160V161H93V162H90ZM153 160H154V159H153ZM157 160H158V159H157ZM38 161H39V162H38ZM151 161H152V160H151ZM185 161H186V160H185ZM185 161H184V162H185ZM45 162H46V163H45ZM73 162H74V161H73ZM87 162H89V163H87ZM97 162H98V161H97ZM4 163H6L7 166H6ZM7 163H8V164H7ZM33 163H34V164H33ZM50 163H49V164H50ZM65 163H67V161H65ZM68 163H69V162H68ZM118 163H119V162H117L116 164H118ZM46 164H47V165H46ZM74 164H75V163H74ZM154 164H155V163H154ZM1 165H0V166H1ZM4 165L6 166L7 169L5 168ZM62 165H63V163H62ZM76 165H77V164H76ZM83 165H84L85 167H87V168L85 169V167H83ZM87 165H88V166H87ZM8 166H9V167H8ZM32 166H33V168H32ZM74 166H75V165H74ZM77 167H79V166H77ZM239 167H240V166H239ZM4 168H5V170H4ZM9 168H10V169H9ZM48 168H50V167H48ZM48 168H47V169H48ZM51 168H53V166H51ZM51 168H50V169H51ZM59 168H60V166H59ZM63 168H64V167H63ZM79 168H80V167H79ZM88 168H89V169H88ZM96 168H97V167H96ZM2 169H1V170H2ZM50 169H49V170H50ZM60 169H61V168H60ZM94 169H95V170H94ZM101 169H102V170H101ZM8 170H9V171H8ZM24 170H25V171H24ZM26 170H27V171H26ZM49 170H47V171H49ZM52 170H53V169H52ZM58 170H59V169H58ZM58 170H57V172H58ZM61 170H62V169H61ZM4 171H5V172H4ZM45 171H46V170H45ZM79 171H80V170H79ZM96 171H97V172H96ZM36 172H38V173H36ZM53 172H54V170H53ZM83 172H82V173H83ZM109 172H110V173H109ZM15 173H16V175H15V178H14L13 175H14ZM19 173H18L19 176H22V175H23L22 173H21L22 175L19 174ZM28 173H27V174H28ZM32 173H34V174H32ZM47 173H48V172H46V174H47ZM50 173L52 174V171H51V170H50ZM58 173H59V172H58ZM62 173H63V171H62ZM82 173H80V174H82ZM11 174H12L13 177L11 176ZM24 175H23V176H24ZM30 175H29V176H30ZM61 175H62V174H61ZM61 175H60V176H61ZM68 175H70V174H68ZM23 176H22V177H23ZM42 176H43V175H42ZM42 176H41V178H42ZM75 176H76V175H75ZM75 176H74V177H75ZM88 176H89V175H88ZM134 176H135V175H134ZM9 177H10V178H9ZM16 177H17L19 180H17ZM36 177H37V178H36ZM39 177H40V176H39ZM47 177H48V176H47ZM74 177H73V180H74ZM76 177H77V176H76ZM27 178H28V175H26V177H25L24 179H27ZM30 178H31V177H30ZM69 178H71V177H69ZM69 178H67V179H69ZM12 179H13V180H12ZM20 179H21V180H20ZM33 179H34V181H32ZM81 179H82V177H81L80 179L75 178V180H78V181H80ZM134 179H135V178H134ZM75 180H74V181H75ZM13 181L15 182V184H14ZM16 181H18V182H16ZM74 181H73V182H74ZM81 181H82V182H80V183H86V181H85V180L83 181V179H82ZM89 181H90V178H89ZM91 181H90V182H91ZM203 181H204V180H203ZM206 181H208V180H206ZM12 182H13V183H12ZM21 182H20V183H21ZM29 182H30V181H29ZM33 182H34V183H33ZM174 182H175V181H174ZM211 182H212V181H211ZM211 182H210V184H211ZM9 183H10V185H9ZM16 183H18L19 185H17ZM99 183L95 184L96 186L94 185V187H98L99 185H101L100 187L97 188V191L93 190L94 193H96V194H97V192L100 193V194L103 193V192H100V188H101V190L103 191V189H102L103 186H102L101 183H100V184H99ZM199 183H200V182H199ZM11 184H14V187H12ZM77 184H78V183H77ZM86 184H88V183H86ZM86 184L83 185V186H86V187H87ZM203 184H204V183H203ZM205 184H206V182H205ZM208 184H209V183H208ZM15 185H17V186L15 187ZM36 185H35V187H36ZM201 185H202V184H201ZM29 186H30V187H29ZM83 186H82V189H83ZM91 186H92V185H91ZM91 186L89 185V187H91ZM213 186H215V185H212V184H211V186H209L210 189H209V188H208V189H209V193L211 192V193H213V196H215V195H214L215 192H212L213 188H215V187H213ZM79 187H80V186H78V188H79ZM89 187H87V188H89ZM92 187H93V186H92ZM197 187H198V186H197ZM217 187H218V186H217ZM73 188H74V187H73ZM73 188H72V189H73ZM76 188H77V186L75 187V189H76ZM103 188H104V187H103ZM199 188H200V187H199ZM218 188H219V187H218ZM13 189H12V190H13ZM28 189H29V191H28ZM82 189H81V190H82ZM84 189L87 190L85 187H84ZM89 189H90V188H89ZM89 189H88V190H89ZM92 189H93V188H92ZM92 189H91V191H92ZM94 189H95V188H94ZM206 189H207V188H206ZM215 189H216V188H215ZM31 190H32V191H31ZM78 190H79V189H78ZM78 190H77V191H78ZM88 190H87V191H84V192L82 191V192L84 193V195H85V192H86V193L89 192ZM98 190H99V191H98ZM193 190H194V189H193ZM197 190H199V189H197ZM210 190H211V191H210ZM77 191H76V192H77ZM93 191H92V192H93ZM104 191H105V190H104ZM195 191H196V190H195ZM195 191H194V192H195ZM217 191H218V189H217ZM217 191H216V193H217L216 196H218V192H217ZM29 192H30V193H29ZM44 192H45V191H44ZM52 192H53V191H52ZM55 192H56V191H55ZM73 192H74V191H73ZM82 192H81V194L83 195ZM220 192H221V191H220ZM24 193H25L26 195H27V194H30V196L28 197V195H27V196L25 195V197H24ZM45 193H47V192H45ZM48 193H49V190H48ZM48 193L45 194V195H47V196H45V197H46L47 200L49 199V201H51V203L54 202L55 204H57V205H54V204H53V207H54V209H55V211H56V209L59 208V205H60L59 202H60L61 199L64 198V197L61 198V197H58V195L55 194V193H51V194H50V193L48 194ZM56 193H57V192H56ZM67 193H69V192H67ZM74 193H75V192H74ZM104 193H105V192H104ZM104 193H103V194H104ZM196 193H197V192H196ZM209 193H208V195H209ZM211 193H210V195H211ZM54 194H55V196H54ZM69 194H71V192H70ZM69 194H67V195H69ZM72 194H73V193H72ZM77 194H79V197H81V194H80V193H77ZM103 194H102L101 197H104ZM194 194H195V193H193V195H194ZM9 195H12V197H11V196L9 197ZM33 195H34V196H33ZM51 195H53L55 198H53ZM56 195H57L58 199L56 198ZM60 195H61V194H60ZM67 195H66V196H67ZM86 195H87V194H86ZM92 195H93V193H92ZM98 195H99V194H98ZM193 195L190 196V197H192L191 199L195 200V201H193V203H194V202L197 201L196 198L194 199V197L197 196V194L194 195V197H193ZM198 195H201V194L198 193ZM220 195H221V194H220ZM21 196H22V198L24 197V199H22ZM48 196H49V198H47ZM74 196L76 197V195H74ZM216 196H215V197H216ZM17 197H18V198H17ZM26 197H28L27 200H26ZM45 197H44V199H45ZM50 197L53 198L54 200H56V199H57V200L54 201L53 199H50ZM67 197H68V196H67ZM67 197H66V199H67ZM70 197H71V195H70ZM197 197H198V196H197ZM206 197H207V196H206ZM209 197H210V196H209ZM215 197H214V198H215ZM220 197H221V196H220ZM220 197H219V198H220ZM10 198H12V199H10ZM13 198H14V200H13ZM15 198H16V199H15ZM29 198H31V200H28ZM32 198H33V200H32ZM59 198H60V200H59ZM71 198H72V197H71ZM105 198H106V196H105ZM105 198H104V199H105ZM203 198H204V196H203ZM9 199H10V200H9ZM18 199H19V200H18ZM34 199H35V200H34ZM104 199H103V200H104ZM191 199H189V200L191 201ZM224 199H225V197L223 198V200H224ZM228 199H229V198H228ZM3 200H4V202H3ZM6 200H7V201L9 200V202H6V203H5ZM52 200H53V201H52ZM58 200H59V202L57 203ZM62 200H63V199H62ZM79 200L82 201L81 198H80ZM203 200H204V199H203ZM223 200H221V201H223ZM10 201H12V202H11L12 204L10 203ZM14 201H15V202L18 201V202H16V204H15ZM20 201H21V202H20ZM26 201H27V202H26ZM28 201H30V202H28ZM63 201H64V202H63ZM63 201H62V203L67 204V202H66L67 200H66V201L63 200ZM70 201H71V200H70ZM190 201L187 202L186 204L191 203L190 206H191V205L193 206L194 204H192V201H191V202H190ZM204 201H205V200H204ZM210 201H211V200H210ZM210 201H209V203H210ZM226 201H227V200H226ZM13 202H14V203H13ZM25 202H26V204H24ZM33 202H35V203H33ZM201 202H202V200H201V201L199 200L198 205H199V203L202 204ZM206 202H207V201H206ZM223 202H225V200H224ZM223 202H222V203H223ZM8 203H9V204H8ZM18 203H19V204L21 203L22 205H21V204L18 205ZM30 203H31V204H34V205L32 206ZM62 203H61V205H60V209H57V210H58V214H59V212H60V214L58 215V217L61 215L62 212H63L62 215L64 216V214H65L66 211H67V210H66L67 205H65V206H66V207H65V206H63ZM77 203H78V202H77ZM101 203H102V202H101ZM101 203H100V204H101ZM6 204H7V205H6ZM27 204H28V205H27ZM35 204H36V205H35ZM37 204H38V206H37ZM58 204H59V205H58ZM68 204H69V203H68ZM195 204H196V203H195ZM203 204H204V203H203ZM5 205H6L7 207H9L10 205H12V206H11V209H12V210H11V209H10V211H9L8 209L5 210V209H4V208H6ZM8 205H9V206H8ZM17 205H18V206H17ZM30 205H31V207H30ZM102 205H103V203H102ZM14 206H15V207H14ZM24 206L26 207V209H24V208H25ZM56 206H57V207H56ZM62 206H63V207H62ZM68 206H69V205H68ZM203 206H205V205H203ZM209 206H210V205H209ZM12 207H14V208H12ZM16 207H18L19 209L16 208ZM55 207H56V208H55ZM69 207H70V206H69ZM126 207H127V206H126ZM186 207H187V206H186ZM193 207H194V206H193ZM205 207H207V206H205ZM29 208H30V211H31V212L29 211V212L22 213L23 209H24L25 211H28ZM32 208H33V211H32ZM61 208H62V210H61ZM67 208H68V207H67ZM197 208H198V206H197ZM262 208H264V207H262ZM14 209H15L16 211H15ZM20 209H21V211L18 212L17 210H20ZM34 209H35V210H34ZM69 209H70V208H69ZM125 209H127V208H125ZM189 209H190V207H189ZM59 210H60V211H59ZM65 210H66V211H65ZM192 210H193V209H192ZM68 211H69V210H68ZM125 211H126V210H125ZM184 211H185V210H184ZM50 212H51V211H50ZM127 212H129V211H127ZM26 213H27V214H26ZM28 213H30V214H28ZM53 213H54V212H53ZM56 213H57V212H56ZM21 214H22L23 216H21ZM24 214H25V215H24ZM54 214H55V213H54ZM54 214H53V215H54ZM180 214H181V213H180ZM18 215H19V217H18ZM53 215H52V216H53ZM62 215L60 216V218H62ZM67 215H68V214H67ZM69 215H70V214H69ZM79 215H82V214H79ZM87 215H88V214H86L85 217H84V215L82 216L84 219L81 217V222H83V223H82L83 225H84V221L87 220V219H86V218H87V217H86ZM48 216H49V215H48ZM65 216H66V215H65ZM77 216H78V215H77ZM180 216H181V215H180ZM17 217H18V218H17ZM20 217H21V218H20ZM58 217H57V218H58ZM68 217H70V216H68ZM49 218H50V219H53L54 216H53L52 218H51V217H49ZM49 218H48V219H49ZM75 218H76V216H75ZM17 219H18L19 221H17ZM64 219H65V218H64ZM67 219H68V218H67ZM77 219H78V217H77ZM77 219H76V220L74 219V222H73V223H75V221H77ZM79 219H80V218H79ZM83 220H84V221H83ZM14 221H15V224H17L16 227H14V226H15V224L13 223ZM49 221H50V220H48V222H46V223H48V225L50 224ZM66 221H68V220H66ZM41 222H42V220H41ZM52 222H54V221H52ZM77 222H78V221H77ZM87 223H88V222H87ZM87 223H86V224H87ZM172 223H173V222H172ZM12 224H13V225H12ZM42 224H43V223H42ZM76 224H77V223H76ZM79 224H81V223H80V220H79ZM189 224H190V222H189ZM50 225H51V224H50ZM55 225H57V223H56ZM88 225H89V224H88ZM88 225H87L86 228H89ZM190 225L192 226V224H190ZM193 225H194V224H193ZM40 226H41V225H40ZM188 226H189V225H188ZM54 227H56V226H54ZM75 227H78V225L75 226ZM82 227L84 228V226H82ZM192 227H193V226H192ZM14 228H17L18 230H17V229H14ZM49 228H50V227H49ZM79 229H80V228H79ZM89 229H90V228H89ZM187 229H188V227H187ZM189 229H190V228H189ZM192 229H194V228H192ZM192 229H191V230H192ZM14 230H17V231H14ZM80 230H81V229H80ZM86 230H87V229H86ZM191 230H189V231H191ZM2 231H3V232H2ZM76 231H77V229H76ZM82 231H84V229H83ZM91 231H93V230H91ZM91 231H90V232H91ZM11 232H12V233H11ZM14 232H15V233H14ZM16 232H17L18 234H17ZM73 232H74V230H73ZM80 232H81V231H80ZM85 232H87V231H85ZM90 232H89V234H88V232H87V234H84V235H85L86 237L91 236V235H94V233H93L94 231L92 232L93 234H91ZM75 233H76V232H75ZM75 233H73V234L75 235ZM80 236H81V234H80ZM82 236H83V234H82ZM82 236H81V237H82ZM85 236H84L83 238H85ZM73 237H74V236H73ZM81 237H79V240L81 239ZM184 237H185V236H184ZM83 238H82V240H83ZM89 238H90V237H89ZM182 238H183V237H182ZM178 239H179V238H178ZM180 239H181V238H180ZM71 240H72V239H71ZM168 240H170V239H168ZM184 240H185V239L182 240V244H184V243H188V241L186 242V241H184ZM161 241H162V240H161ZM177 241L180 242L179 245H178V244H174V243H178ZM177 241H175V242L172 241L173 243H170L171 249H170V247H168V249L170 250L171 253H172V252L174 251V249H175V252H173V254H174V253H177V252L179 253V252L182 250V248L184 249V247H186L185 244H184L183 246H181L182 244H181V241H180V240H177ZM183 241H184V242H183ZM68 242H69V241H68ZM79 242H81V240L78 241V243H79ZM85 243L89 244L88 241H86ZM161 243H162V242H161ZM17 244H18V243H17ZM72 244H73V243H72ZM72 244H71V245H72ZM79 244H80V243H79ZM83 244H84V242H83ZM171 244H172V245H171ZM19 245H20V243H19ZM71 245H70V246H71ZM177 245H178V246H177ZM16 246H17V245H16ZM73 246H74V245H73ZM165 246H166V245H165ZM167 246H169V245H167ZM174 246H176V247H174ZM179 246H181L180 251H178V248H180ZM191 246H192V245H191ZM191 246L188 245L186 248L191 247ZM159 247H160V246H159ZM177 247H178V248H177ZM22 248H23V245H21V246H19V247H18V246L16 247L17 252H18L19 254H18L17 252H13L12 259H13L14 261L11 260V261H12L11 264H26V263H27L28 260H27L26 257L22 254V253H23V249H22ZM166 248H167V247H166ZM21 250H22V251H21ZM176 250H177V251H176ZM15 251H16V250H15ZM183 251H184V250H183ZM20 252H22V253H21L22 255L20 254ZM5 253H6V252H5ZM5 253H4V254H5ZM8 253H9V252H8ZM16 253H17L18 257H16L17 255L14 257V255H15ZM178 253H177V255H179ZM20 255H21V256H20ZM128 255H129V254H128ZM169 255H170V253H169ZM170 256H171V255H170ZM170 256H169V257H170ZM173 256H174V255H173ZM13 257H14V258H13ZM21 257H22V258H21ZM171 257H172V256H171ZM177 257H178V256H177ZM0 258H1V260H0V264H1L2 261H3L2 263H4L6 259H5V260L2 259V256H1ZM3 258H4V257H3ZM130 258L132 259L133 257L130 256ZM172 258H173V257H172ZM23 259L25 260V262H23V261H24ZM26 260H27V261H26ZM129 260H130V259H129ZM174 261H175V260H174ZM164 262H165V261H164ZM167 262H168V261H167ZM171 262H173V261H171ZM27 264H31V263L28 261ZM32 264H33V263H32ZM172 264H173V263H172Z\"/></svg>","mask_w":264,"mask_h":264}]
</instances>
